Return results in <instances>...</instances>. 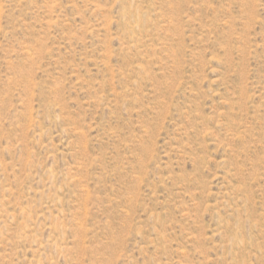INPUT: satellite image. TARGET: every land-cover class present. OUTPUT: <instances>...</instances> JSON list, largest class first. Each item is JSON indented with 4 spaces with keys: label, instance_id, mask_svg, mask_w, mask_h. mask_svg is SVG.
<instances>
[{
    "label": "rangeland",
    "instance_id": "374dc122",
    "mask_svg": "<svg viewBox=\"0 0 264 264\" xmlns=\"http://www.w3.org/2000/svg\"><path fill=\"white\" fill-rule=\"evenodd\" d=\"M0 264H264V0H0Z\"/></svg>",
    "mask_w": 264,
    "mask_h": 264
}]
</instances>
